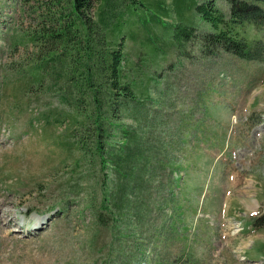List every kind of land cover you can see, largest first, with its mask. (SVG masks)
Listing matches in <instances>:
<instances>
[{
	"label": "rangeland",
	"instance_id": "374dc122",
	"mask_svg": "<svg viewBox=\"0 0 264 264\" xmlns=\"http://www.w3.org/2000/svg\"><path fill=\"white\" fill-rule=\"evenodd\" d=\"M193 1L206 0L109 7L128 60L154 75L147 108L162 118L154 144L169 162L130 220L112 221L94 213L107 170L72 143L57 89L37 86L44 51L31 38L47 0H0V264H264V227L251 221L264 211V27L236 28L254 59L203 49L213 30ZM214 2L228 19V0Z\"/></svg>",
	"mask_w": 264,
	"mask_h": 264
},
{
	"label": "trees",
	"instance_id": "16d2710c",
	"mask_svg": "<svg viewBox=\"0 0 264 264\" xmlns=\"http://www.w3.org/2000/svg\"><path fill=\"white\" fill-rule=\"evenodd\" d=\"M139 1L47 0L42 26L31 38L36 45L40 39L44 51V59L34 67L45 75H35L37 86L47 80L48 89H57L58 102L68 109L65 119L78 132L72 143L89 165L95 159L102 171L107 170L100 212L94 213L99 218L106 211L112 221L130 220L135 197L142 196L148 179L161 167H169V162L159 159L154 144L162 118L147 108L154 75L147 76L149 72L128 60L122 43V14L109 8L115 3L128 10ZM228 2L231 7L225 19L214 0L193 1L191 11L213 30L203 34V49L213 46L254 59L258 52L239 37L236 28L245 24L264 27V9L248 0ZM106 7L115 15L107 16ZM191 28L184 25L176 38L181 36L180 41ZM254 226H264V212L255 218Z\"/></svg>",
	"mask_w": 264,
	"mask_h": 264
},
{
	"label": "bare ground",
	"instance_id": "6f19581e",
	"mask_svg": "<svg viewBox=\"0 0 264 264\" xmlns=\"http://www.w3.org/2000/svg\"><path fill=\"white\" fill-rule=\"evenodd\" d=\"M42 223V222H41ZM242 259H243V257H242Z\"/></svg>",
	"mask_w": 264,
	"mask_h": 264
}]
</instances>
